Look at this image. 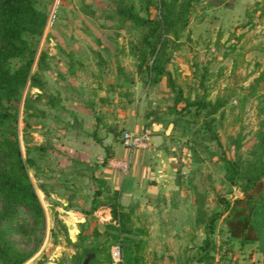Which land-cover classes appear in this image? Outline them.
<instances>
[{
  "label": "rangeland",
  "instance_id": "obj_1",
  "mask_svg": "<svg viewBox=\"0 0 264 264\" xmlns=\"http://www.w3.org/2000/svg\"><path fill=\"white\" fill-rule=\"evenodd\" d=\"M125 1L133 3L135 10L143 15L139 8L143 0ZM212 1H193L190 22L177 40L179 46L169 51L167 74L153 82L149 74L138 70L137 61L129 51L131 44L140 41L146 28L122 20L116 14L123 0H34L35 7L46 12V22L34 44L30 74L36 81H27L20 93L16 138L35 186L39 184L36 179L40 159L48 162L50 156L49 150H31L50 136L49 132H37L36 126L60 120L70 133L73 125H85L83 119H78L77 112L91 111L95 129L90 131V126H86L89 133L83 137L99 145L93 144L91 154L97 160L101 148L103 152L108 151V146L102 147V140L109 134V140L117 144L121 132L126 130L122 123L111 127L105 122L108 129L103 127L104 115H111L116 108L120 109V114L129 109L140 112L141 130L148 131V146L133 150L144 153L151 146L152 133L156 132L161 138L156 143L162 147L165 159L161 170H168L177 190L183 191L179 199L185 200L187 205L193 206L195 193L198 205L208 217L220 209L219 196L230 199L240 194L239 187L229 179L232 173L222 156L248 158L256 130L264 129V82H259L255 87L258 91L251 93L254 78L264 67V14L260 15V10L252 11L257 0L236 5L234 0H228L220 6L210 5ZM214 7L222 10L212 12ZM155 14L151 7L150 16ZM148 60L150 64V57ZM203 73L207 97L226 101L222 113L214 115L211 132L216 140L211 139L212 133L202 132L199 121L180 115L183 101L174 103L178 90L183 97L194 98L201 94L199 81ZM82 151L65 153L64 150L60 154L63 152L75 159L84 169L88 156ZM95 192L85 195L91 205L82 212L84 219L75 226L72 218L66 220L71 224L70 230H62L58 222L48 230L18 208L8 223L9 226L22 223L24 228L26 223V234L6 231V236L20 250L34 249L36 240L41 239L36 251L23 264H80L89 247L96 248L100 257L104 250L108 254L112 240L106 234H112L113 230L105 226L109 221H105L98 210L108 207V200L105 189L100 194ZM171 200H177V196ZM132 215L135 216V212ZM65 216L60 217L63 222ZM224 228L220 219L214 221L212 231L205 229L202 223L191 224L180 230L184 243L168 248L153 245L145 238L147 235L142 236L144 264H192L206 239L219 249L214 254L215 264H260L261 254L255 244L240 246L235 241H227ZM69 234L74 236V241L68 242ZM172 251L183 254L184 260L172 258ZM167 257L170 259L166 260Z\"/></svg>",
  "mask_w": 264,
  "mask_h": 264
},
{
  "label": "trees",
  "instance_id": "obj_2",
  "mask_svg": "<svg viewBox=\"0 0 264 264\" xmlns=\"http://www.w3.org/2000/svg\"><path fill=\"white\" fill-rule=\"evenodd\" d=\"M193 1L143 0L139 7L143 15H140L133 3L123 0L121 8L115 10L122 20L146 28L140 41L131 44L129 51L137 61L138 70L149 74L153 82L167 74L169 51L179 46L177 40L190 22ZM209 4L218 5V2L212 1ZM263 4L264 0L255 1L252 11L260 10L259 14L263 15ZM151 7L156 11L154 17L150 16ZM45 22L46 12L36 8L34 0H0V264H23L36 251L41 240L40 238L36 240V247L32 250H20L14 241L6 236V231L26 234L25 230L28 227L26 223H23L25 228L22 223L15 226H9L8 223V219L18 208L25 210L34 221L44 224L43 208L16 138V123L20 93L27 81H36L30 74V69L34 61V44L42 33ZM129 81H132V78ZM204 81L206 75L203 73L199 81L202 87L199 96L183 97L178 90L174 103L183 101V113L180 115L199 121L202 132L212 133L214 115L221 111L226 101L220 97L213 100L208 98ZM259 82H264V67L254 78L251 93L258 91L255 87ZM172 111L175 112V108H172ZM210 137L215 140L217 138L213 133ZM50 148L47 149L43 143L31 150L48 151ZM106 152L104 160L110 156L108 151ZM249 155L248 158L234 159L222 156L227 169L232 173L229 177L231 183L239 187V195H234L230 199L219 196L217 203L220 209L207 217L203 207L198 205L197 195L194 193L196 190L193 189V210L195 224L202 223L205 229L212 231L214 221L220 219L225 227L227 241H235L240 246L255 244L256 250L261 254L260 264H264V129L256 130L255 143ZM238 179L239 183L236 181ZM105 191L110 214V220L105 226L113 230L112 234L111 232L106 234L112 240L110 246L114 243L121 246L123 264H144L145 241L142 240V236L146 230L139 225L131 226L134 220L132 213L125 211L119 204L116 192L108 194L107 188ZM100 192L101 190L95 193ZM59 228L66 229L61 223ZM67 240L72 242L68 236ZM85 250L88 251L85 254L92 255L88 264L109 263V253L107 254L106 250L101 257L96 248L89 247ZM200 251L194 262L216 263L214 254L218 253L219 249L209 240H204Z\"/></svg>",
  "mask_w": 264,
  "mask_h": 264
},
{
  "label": "crops",
  "instance_id": "obj_3",
  "mask_svg": "<svg viewBox=\"0 0 264 264\" xmlns=\"http://www.w3.org/2000/svg\"><path fill=\"white\" fill-rule=\"evenodd\" d=\"M214 1H217L220 6L227 3L228 0ZM247 2L249 1L234 0L235 5ZM221 10L220 7H214L212 12H220ZM228 11L224 10V13H229ZM119 110L114 108L110 113L111 115H104L102 118L103 127L106 126L108 129L105 122L111 127L115 123H122L126 130H141L142 117L140 112L135 110L131 112L129 109L125 114H120ZM90 112L80 110L77 112L78 119H83L85 125H83L84 127H82V123L73 125L70 133L67 131L68 127H64L60 120L49 122L47 126H36V131L39 133L49 132L50 136L43 138L44 142L46 139H51L48 162L44 160L45 158L40 159L39 178L36 179V182H39L38 187L33 183L34 187L37 188L35 189L36 194L43 208L45 228L50 230L58 222L70 230L71 224L66 220L72 218V223L75 226L76 222L84 219L82 212L87 208L89 209L91 205L90 200H87L85 195H90L95 190L103 191L107 188L108 194L116 192L117 201L125 211L135 212L136 215H132L134 217L132 226L139 225L147 229L145 238L149 240V243L167 248L174 244L177 246L183 244L184 238L179 236L180 230L195 224L194 210L193 206L185 203V200L179 199L180 193L183 191L177 190L178 187L174 185L168 170L164 172L161 170V162L165 159L162 156V147L156 146L160 137L156 132L152 133L151 146L143 153L138 150H129L123 147L120 142L117 144L111 142L107 133L108 135L104 136L101 145L105 148L108 146V155L110 156L104 160L105 150L103 152V148H101L102 153L96 160L91 155L94 148L93 144L96 142L83 137L89 133L88 129L90 131L95 129V118ZM86 126H90V128L87 129ZM91 128L93 129L91 130ZM40 138L41 135H39ZM64 150L67 151L65 153L83 150L82 152L88 156V159L85 160L84 169H81L80 164L75 162V159L63 155V152L60 154V151ZM112 159L127 160V171L123 174L118 167L112 166L110 164ZM45 163L48 167L46 169V165L42 166ZM169 169L171 168L169 167ZM38 170L36 169V172ZM174 196H177L175 201L171 200ZM98 210L105 221L110 220L109 207ZM62 214H66L64 222L60 219ZM172 233L176 235L174 236ZM171 253L173 254L172 258L178 259V261L184 260L183 254L176 253V251ZM161 258L163 259V256ZM169 259V257L166 258V260ZM193 264L197 263L193 262Z\"/></svg>",
  "mask_w": 264,
  "mask_h": 264
},
{
  "label": "built area",
  "instance_id": "obj_4",
  "mask_svg": "<svg viewBox=\"0 0 264 264\" xmlns=\"http://www.w3.org/2000/svg\"><path fill=\"white\" fill-rule=\"evenodd\" d=\"M120 143L123 147L133 150L146 148L149 143L148 131L143 130H123L120 134ZM112 166L118 167L124 174L128 168V161L125 159H112ZM109 263L108 264H123V254L121 246L114 243L109 247Z\"/></svg>",
  "mask_w": 264,
  "mask_h": 264
},
{
  "label": "water",
  "instance_id": "obj_5",
  "mask_svg": "<svg viewBox=\"0 0 264 264\" xmlns=\"http://www.w3.org/2000/svg\"><path fill=\"white\" fill-rule=\"evenodd\" d=\"M50 144H51V139H46V141H45V147L47 149L50 147ZM68 237H69V239L71 241H74V239H75L74 236L71 235V234H69ZM91 256L92 255L90 253H86L85 256H84V258H83V260L81 261L80 264H88L89 263V259H90Z\"/></svg>",
  "mask_w": 264,
  "mask_h": 264
}]
</instances>
